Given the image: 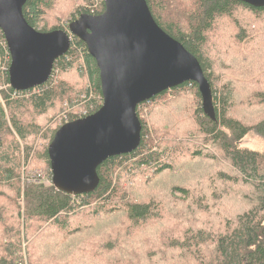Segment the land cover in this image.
<instances>
[{"label": "trees", "instance_id": "obj_1", "mask_svg": "<svg viewBox=\"0 0 264 264\" xmlns=\"http://www.w3.org/2000/svg\"><path fill=\"white\" fill-rule=\"evenodd\" d=\"M79 1L82 3L91 2V0ZM53 3L54 0H26L22 12L27 23L37 29V25L42 22L41 18ZM99 3V6L93 9L85 6L77 8L75 13L71 14L69 23L82 13H102L104 2L102 0ZM146 3L158 26L179 41L200 63L210 84L212 99L215 101H213L215 119H210L204 114L197 84L184 82L139 104L136 112L145 103H151L157 98L163 100L162 97L166 93L173 97L164 100V105L168 103L167 101L178 98L181 93L185 94L186 92V95H189L192 91L191 94L196 97L193 103L196 104L192 106L187 115L193 119L196 132L194 130V132L181 134L180 122H177L173 129L168 127L165 132H162V129L168 126L167 124L152 125V127L149 125L148 127L144 120L138 116L141 122L139 146L129 154L109 157L103 161L97 167L99 183L92 192L69 195L56 190L51 183L44 185L28 181L29 173H33L35 169L32 168L28 172L27 166L22 168L21 165L17 172V150H20V147L16 144L18 142L14 140V137L11 139L10 137L15 134L19 137H16L18 141L25 142L30 135L37 137L38 134H42L38 139H42L45 144H42L41 155L37 160L43 161L44 168L41 169L46 171L48 178L51 179L47 147L58 127L42 129L40 124L28 123L25 124L28 127L26 128L23 124V113L26 114L25 111L30 109L35 112L37 117H46L49 110L53 109L55 100L61 103V108H63L65 100L69 101L73 107V100L76 99L77 103H81L89 99L91 92L95 94L96 98L94 101L89 99L90 106L99 97V103L91 112L97 110L102 101L99 71L94 58L87 52L85 44L74 36L67 53L54 61L52 76L45 84L24 91L13 90L9 86L7 74L10 55L0 30V56L6 61L5 75L2 76L0 83L4 84L0 100V184L5 183L13 192L11 201L17 207L20 225L17 235L10 237L9 241L0 245V264H33L31 261L29 262V255H26V250L29 251V244L43 245L48 230L55 228V225H60L57 230L61 234L67 231L72 237L82 231L88 235L92 234V227L85 222V216H77L91 202L97 206L95 208L97 213L104 210V206L112 205L111 209L106 210L105 208V213L125 208L127 218L134 223L151 218L154 215L151 204L132 201L129 194L124 192L126 190L124 185L117 180L116 170L120 169L124 163L137 159L135 164L143 166L142 169H152L150 173L157 176L162 171L173 168L172 159L179 160V157L185 155L177 168L180 171L187 163L191 167L200 163H208L204 166L211 165L210 168H217L221 179L226 178L234 184L236 179L241 177L244 183L252 186V191L244 196V201L249 208L242 211L237 210L231 216L225 215L221 220L222 223H219L215 229L200 224L195 231L189 230L181 241H174L171 244L172 248L178 251L179 257L176 258L173 255L162 257L159 259L161 264H264V150L258 152L239 146L241 139L250 131H254L264 140V117L258 123L250 126L228 114L231 93L226 90L222 101L218 100L214 82L219 83L220 78L217 77L213 80V62L204 51L207 40L206 33L217 17H229L236 7H244L252 13L259 14L264 12V6L255 8L240 0H146ZM54 29L59 28L54 26L48 30H37ZM61 73L69 74L68 76L74 79L75 88L72 84L60 79ZM61 76L63 77V75ZM85 76L88 85L85 89L84 86L79 88L81 83L78 82L77 77H80L82 82ZM261 78L260 76L259 80ZM253 81L256 82V80ZM84 95L85 98H82ZM257 98L260 103H264V92L257 93ZM2 105L8 110V114ZM86 105L89 106V104ZM151 132L156 137L160 135L162 140L154 138ZM33 148L34 146L29 147L31 150ZM26 152L28 153V151ZM28 156L29 154L25 155L26 159ZM225 171L232 172L235 178L226 174ZM122 177L124 181H127L132 177V173L126 169L122 173ZM185 177L184 175L180 176L181 179L186 180L187 177ZM175 189L187 192L182 186H176ZM225 191L226 189H223V192ZM208 200L210 204L208 214L213 215L216 200ZM74 218H77V223L74 222ZM27 220L41 222L42 228L51 227L47 231L42 230L37 238L33 235L29 236V231L27 234L25 229ZM68 241L67 236L61 240V245L66 248L65 250L59 247H50V250L53 252L66 251L67 253L73 248L68 247ZM69 258H73V255H70ZM73 259L75 260V258ZM37 264L41 263L37 262ZM42 264L69 263L59 257V254H52ZM116 264H123V262L119 260Z\"/></svg>", "mask_w": 264, "mask_h": 264}, {"label": "rangeland", "instance_id": "obj_2", "mask_svg": "<svg viewBox=\"0 0 264 264\" xmlns=\"http://www.w3.org/2000/svg\"><path fill=\"white\" fill-rule=\"evenodd\" d=\"M99 1L91 0L90 3H82L79 0H54L52 7L41 18L42 22L37 25V29L48 30L54 26L66 29L71 14L75 13L77 8L81 6L89 9L97 8ZM206 38L204 51L213 62V80L220 78L219 83L214 82L218 100L222 101L224 92L228 90L231 93L228 114L240 122L247 123L246 125L252 126L258 123L264 117V103H260L257 98V93L264 92V12L255 14L244 7H236L229 17L216 18L212 27L207 31ZM218 64L220 66H217ZM5 67L6 61L0 56V83L2 76L5 75ZM61 75L60 79L72 84L75 88L74 79L69 77V74L61 73ZM252 76H254L253 79H250ZM260 76L262 78L259 80ZM77 79L81 83L79 88L84 86L85 89L88 85L86 76L82 82L80 77ZM76 84L78 85L77 82ZM2 88L4 84H0V100ZM191 93L192 91L189 95H186V92L181 93L178 98L169 100L164 105V100L172 96L166 93L162 97L163 100L157 98L151 103L141 105L137 114L148 127L149 125L152 127V125L167 124L168 126L164 127L162 132H165L168 127L173 129L177 122H180L181 134L194 132V130L196 132L193 119L187 115L192 106L196 104L193 103L196 97ZM82 98H85V95ZM95 98V94L91 92L89 99L94 101ZM89 99L81 103H77L75 99L73 107L69 101L65 100L63 108H61V103L55 100L53 109L49 110L46 117H37L35 112L30 109L26 110V114L23 113V124L37 123L42 129L59 127L65 121L74 119L75 116L79 117L91 112L99 103V97L92 106H90ZM3 107L8 114V110L5 106ZM25 127L28 128L26 125ZM151 134L154 138L162 140L160 135L156 137L152 132ZM41 135L38 134L37 137L30 135L25 142L18 141L19 137L15 134L10 137V139L14 137V140L18 142L16 144L20 147V150H17V172L21 165L22 168L27 166L28 172L32 168L35 171H44L41 169L44 168L43 161L37 160L41 155L42 144H45L42 139H38ZM32 146L34 148L29 149ZM239 146L262 152L264 140L254 131H250L241 139ZM28 154L26 159L25 155ZM184 157H179V160L172 159L173 168L164 170L157 176L150 173L152 169H142L143 166L135 164L137 159L124 163L120 169L116 170L117 180L124 185L126 189L124 192L129 194L132 201L151 204L154 214L151 218L134 223L127 218L125 208L105 213V208L106 210L111 209L112 205L104 206V210L97 213L95 211L97 206L91 202L77 216H85V222L91 225L93 232L88 235L82 231L75 237L70 236L67 231L61 234L57 230L60 225H55V228L51 229H49L51 226L42 228L41 222L27 220L25 229L27 234L29 231V236L33 235L37 238L42 230L49 229L43 245L29 244V251L26 250L29 262L42 264L52 254H59V257L67 260L69 264H116L119 260L123 264H161L159 259L162 257L171 255L179 257L178 251L172 248L171 244L174 241H181L189 230L195 231L200 224L215 229L219 223H222L221 220L225 215L231 216L237 210L242 211L249 208L244 201V196L252 191V186L244 183L241 177H238L232 184L226 178H220L217 168H210L211 165L204 166L208 163L196 164L193 167L187 163L180 171L177 168ZM126 169L132 173V177L124 181L122 173ZM225 172L235 178L232 172ZM181 175L186 176V180L181 179ZM176 186H182L187 192L175 189ZM223 189L226 191L223 192ZM12 196V190L5 183L0 184V245L9 241L10 237L17 235L20 230L18 210L11 201ZM208 199L216 200L213 215L208 214L210 210ZM73 220L78 222L77 218ZM65 236L69 239L68 247H73L72 249L67 253L50 250V247L65 250L66 248L61 245V240ZM70 255H73L75 260L69 258ZM24 260H26L25 257Z\"/></svg>", "mask_w": 264, "mask_h": 264}, {"label": "water", "instance_id": "obj_3", "mask_svg": "<svg viewBox=\"0 0 264 264\" xmlns=\"http://www.w3.org/2000/svg\"><path fill=\"white\" fill-rule=\"evenodd\" d=\"M252 7L264 0H240ZM26 0H0V30L10 63L9 86L24 91L45 84L54 61L80 39L94 58L102 104L94 112L57 128L47 147L52 185L69 195L92 192L97 167L129 154L140 144L139 104L184 82L198 86L204 114L215 119L211 88L200 63L155 22L146 0H103L100 14L82 13L68 30L39 31L29 25Z\"/></svg>", "mask_w": 264, "mask_h": 264}, {"label": "built area", "instance_id": "obj_4", "mask_svg": "<svg viewBox=\"0 0 264 264\" xmlns=\"http://www.w3.org/2000/svg\"><path fill=\"white\" fill-rule=\"evenodd\" d=\"M101 1L102 0H100L99 2H101ZM69 38H70V40H72V36H70ZM13 94H15V92H13ZM88 113H84L81 116H85ZM81 116H79V117H81ZM28 181H34V182H37V183H42L44 185H49L51 183V181L48 178L47 174L44 171H42V170H36L33 173H31V175H29V177H28Z\"/></svg>", "mask_w": 264, "mask_h": 264}]
</instances>
